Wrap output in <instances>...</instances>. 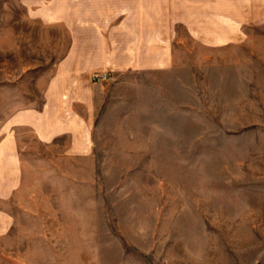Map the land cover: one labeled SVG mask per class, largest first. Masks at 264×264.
I'll return each instance as SVG.
<instances>
[{
    "label": "rangeland",
    "instance_id": "obj_1",
    "mask_svg": "<svg viewBox=\"0 0 264 264\" xmlns=\"http://www.w3.org/2000/svg\"><path fill=\"white\" fill-rule=\"evenodd\" d=\"M82 1L0 0V140L26 109L68 124L47 143L15 129L0 264H264L263 0H212L227 38L176 24L160 55L110 53L123 13L77 19Z\"/></svg>",
    "mask_w": 264,
    "mask_h": 264
},
{
    "label": "crops",
    "instance_id": "obj_2",
    "mask_svg": "<svg viewBox=\"0 0 264 264\" xmlns=\"http://www.w3.org/2000/svg\"><path fill=\"white\" fill-rule=\"evenodd\" d=\"M172 1L173 3H168L165 7L158 4L156 10H152L146 0H83L81 5L76 4L75 10L71 11V14L79 19L80 16L84 17L83 14L87 17L90 14L94 15L96 9V13L108 14L112 18L123 13L122 19L115 26V30L119 33L118 36L108 39L111 44L108 45V51L113 54H169L171 53L170 49L172 48L176 24L186 26L193 33L202 24L200 29L202 32L198 36L209 40L210 45L213 40L218 45L216 40L221 41L227 38L226 7L220 8V10H223V17L220 15L216 19L220 23L216 27L212 15L217 12L214 9L213 12L211 10L213 8L212 0H205L203 8L198 9L195 0H192L191 4L189 2L184 3L182 8H179L174 0ZM256 8L257 11L253 9L252 12L253 21L255 23L263 22L264 0L262 5L257 4ZM154 12L156 14L152 15ZM64 14H66V10L61 13V15ZM108 51L103 53L107 54ZM99 53H102V51H99ZM145 62H148V58ZM48 117L56 120L54 125L50 118L47 119ZM60 117L59 111L50 114L47 110L45 112L44 110L26 109L7 118L3 132H1L3 138L0 140V201H8L21 184V160H19L20 155L18 148H16L15 129L20 126L34 129L39 141L47 143L67 132V121L61 120ZM74 132L76 137L71 144V153L80 155L85 150V146L82 144L83 132L76 130ZM10 223L11 217L0 208V235L9 230Z\"/></svg>",
    "mask_w": 264,
    "mask_h": 264
}]
</instances>
